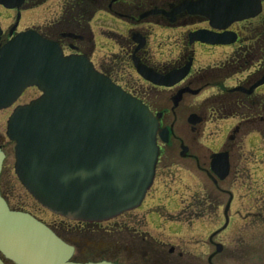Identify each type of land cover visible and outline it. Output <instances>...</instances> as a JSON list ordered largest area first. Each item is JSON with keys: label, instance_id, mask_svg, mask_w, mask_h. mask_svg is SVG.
<instances>
[{"label": "flooded vegetation", "instance_id": "flooded-vegetation-1", "mask_svg": "<svg viewBox=\"0 0 264 264\" xmlns=\"http://www.w3.org/2000/svg\"><path fill=\"white\" fill-rule=\"evenodd\" d=\"M0 1L4 3L0 4V48L19 33L32 31L42 39L57 44L63 55L87 58L99 73L140 100L154 115L161 113L159 124L160 127L168 128V143L172 139L178 141L179 158L193 160L196 169L200 173L204 172L217 191L225 192L218 182L224 181L232 173L231 151L236 145L237 137L244 139L251 132L258 133L262 141L261 160H264V93L258 92L259 86L264 82L247 92L264 75V26L257 37L260 46L254 49L259 53L249 66L246 64L243 68H236L244 61L241 59L244 56L242 53L250 48L234 50L236 46L241 47V44L247 41L246 32L250 21L263 18L264 1L261 2V12L256 17L234 22L225 29H216L206 16L191 12L190 2L199 0H61L59 14L43 22H25L24 15L48 0ZM95 15L99 16L102 24L93 29L91 21ZM107 22L115 25L107 26ZM103 28L110 30L107 32ZM155 28L186 29L180 32L179 43L173 46L171 53L156 55L152 49ZM96 29L100 30V33H96ZM199 31L218 34L230 31L234 32L235 40L230 44L191 40V34ZM98 43L101 44L100 47H97ZM216 50L225 53L217 63L196 65L197 62L214 57ZM197 51H207L210 56L197 55ZM255 62V71L244 77V80L238 81L231 88L224 84L235 74L246 72ZM137 66L158 76L184 67L187 70L180 80L165 87L145 79L138 73ZM210 88H217L218 92L202 98L198 103L199 109L190 112L186 122L191 114L200 119L196 125L222 122L229 118L236 120L235 126L230 130L232 133L227 134L225 141L228 142L225 144L224 141V147L222 145V149L220 147L221 150H217L227 155L228 173L224 179L218 178L211 169V156L217 151L213 152L210 146L204 147L197 143V140L196 148H191L175 134V123L179 116L176 109L183 96H197ZM159 89L170 90L169 95L164 98L165 103H170L169 108L150 107L152 98L149 93ZM180 89L186 91L173 108L171 98ZM194 90L198 92L191 94ZM31 94L32 96L22 100ZM39 94L35 87H28L10 107L0 110V120L4 121V135L12 110ZM168 113L172 120L165 124L164 117ZM190 131L194 132L196 128L190 126ZM181 144L186 148L185 152H182ZM165 145L159 146L153 186L157 177L165 174L163 167L168 165L164 161L169 155ZM11 147L14 163V143L6 135H0V151L4 156L0 183L4 173L9 178L12 173V177L17 180L13 164L11 173L4 171V162ZM194 149L210 151L208 162L199 154H195ZM250 180H232L229 192L222 193L227 196L224 204L222 199H218L222 197L217 193H197L188 199L180 200V208L174 213L164 210L162 203L152 202L156 198L154 193L151 194L154 190L151 187L145 195V198L152 202L151 205L149 203L145 208L140 206V211L137 208L124 211L100 222L72 221L44 209L43 212L47 211L52 216V221L48 223L44 218L31 214L73 247L72 260L77 262L104 260L115 264H264V178L252 180L250 177ZM0 193L8 203L1 187ZM169 197L170 195L166 196V199ZM171 224L176 226L172 227ZM4 264L14 263L4 259Z\"/></svg>", "mask_w": 264, "mask_h": 264}, {"label": "water", "instance_id": "water-1", "mask_svg": "<svg viewBox=\"0 0 264 264\" xmlns=\"http://www.w3.org/2000/svg\"><path fill=\"white\" fill-rule=\"evenodd\" d=\"M261 1L199 0L190 6L210 22L217 20L214 27L225 28L256 16ZM191 40L230 44L235 34L199 31ZM186 70L157 76L137 66L145 79L164 86H172ZM263 82L264 75L247 92ZM30 86L41 94L15 107L6 124V136L15 143L14 172L26 191L44 208L71 220L102 221L138 207L154 178L156 135L168 141V129H159L161 114L154 116L87 58L64 56L57 44L27 31L0 48V109ZM185 91L172 96L173 108ZM187 122L195 125L200 119L191 114ZM2 159L0 152V170ZM211 169L220 179L227 176L226 153L211 156ZM72 254L73 248L47 226L27 212L10 209L0 195L1 257L15 264H115L76 262Z\"/></svg>", "mask_w": 264, "mask_h": 264}, {"label": "rangeland", "instance_id": "rangeland-1", "mask_svg": "<svg viewBox=\"0 0 264 264\" xmlns=\"http://www.w3.org/2000/svg\"><path fill=\"white\" fill-rule=\"evenodd\" d=\"M61 0H48L45 4L41 5L39 8L28 11L25 13L24 18L25 22H33V21H46L55 18L59 14V5ZM264 13V12H263ZM251 23L248 24L246 36V42L241 44V47H235L234 50H245L246 48H250L252 50L258 49V33L261 30V27L264 26V16L262 19L258 21H250ZM102 24L101 19L98 15L94 16V19L91 21V26L93 29L99 27ZM115 23L107 22V26H114ZM190 28V27H189ZM186 28H177L171 30H159L155 28L154 35H153V51L156 55L158 54H165L171 53L173 50V46L176 43H179L180 32L185 30ZM105 31H109L110 29L103 28ZM113 30H116L113 28ZM96 33H100V30L96 29ZM98 39V37H96ZM97 47H100L101 44H97ZM230 52V46H229ZM202 54V56H210L207 51H197V55ZM225 55L222 51H215V56L212 58H208L206 61L197 62L196 65H205L207 63H217L219 59L223 58ZM257 67V63L255 62L252 64L246 72L235 74L233 77L229 79V81L224 82L229 88L233 87L237 84L238 81L244 80V77H247L252 72L255 71ZM135 81V80H134ZM170 91V90H169ZM169 91L166 90H151L149 96L152 98L150 103V107L152 109H162V108H169L170 103H165L164 98L167 97ZM217 88H210L206 89L202 94L197 96L191 95H184L183 100L178 105L176 112L179 115L177 121L175 123V134L179 135L180 138L184 141L186 145L191 146V148H196V140L197 143L202 144L204 147L208 145V147L213 151H217L223 145L224 141L227 138V134H231L230 131L236 124V120L234 119H227L222 122H207L206 124H200L194 126L196 131L191 132L190 126L186 122V117L190 112L196 111L198 108V103L204 97L211 96L214 93H217ZM259 93H264V84L259 86L258 88ZM33 94V93H32ZM24 97L22 100L29 98L30 96ZM165 124L171 122L172 117L168 113L166 117H164ZM229 132L227 133V131ZM4 121L0 120V135L5 136L4 134ZM228 142L225 141V144ZM224 144V145H225ZM223 145V147H224ZM12 146V145H11ZM168 157L164 159L168 163L167 167H163V171L165 174H162L157 177L154 186L153 184L151 187L154 190L151 191V194L154 193V199L152 202H160L163 204V209L169 213H174L180 208V200L188 199L191 195L194 194H203V195H212V194H219L222 198V204L225 203L227 196L223 195L222 193L229 192V186L232 180H250V177L253 179H260L264 178V162L262 159V141L258 133L251 132L249 133L244 139L241 137H237L236 145L231 151V168L232 173L230 176L225 179L224 181H219V187L222 188L224 191H217L211 181L205 176L204 172L200 173L198 169L195 167V163L193 160H184L180 159L178 156L179 145L178 141L175 139L171 140V142L165 145ZM222 149V147H221ZM220 149V150H221ZM195 154H199L202 159L205 158V162H208V156L210 155V151L207 152L197 151L196 149L193 150ZM164 163V162H163ZM13 164V152L12 147L11 151L5 159L4 162V171H9L11 173L10 168ZM165 164V163H164ZM203 164V163H202ZM12 173L10 178L7 176L6 173L2 175V183H0V187L2 192L8 198V203L10 207L19 208L22 207L25 211H29L34 213L42 218L46 222H51V215L49 213L43 212V208H41L40 204L35 202L31 196H29L24 189L20 186L18 180H15L12 177ZM251 181V180H250ZM150 187V189H151ZM170 195L168 200L166 196ZM179 196L183 197L182 199ZM157 197L159 199H157ZM149 198H144L141 203V208H145L149 203ZM138 209V208H137ZM139 210V209H138ZM140 211V210H139ZM172 227H175L176 224H171ZM127 252V251H125ZM128 254V253H127ZM126 254V255H127Z\"/></svg>", "mask_w": 264, "mask_h": 264}, {"label": "trees", "instance_id": "trees-1", "mask_svg": "<svg viewBox=\"0 0 264 264\" xmlns=\"http://www.w3.org/2000/svg\"><path fill=\"white\" fill-rule=\"evenodd\" d=\"M258 53H259L258 51H254V50H251V49L250 50H246L244 53H242L244 56L241 58V59H244V61L241 64H239V65L237 63L234 67H236L238 65L236 68L240 69V68H243L246 64L249 66V64L252 61V59L254 57L257 58V54ZM236 68L234 70H236ZM17 209H22V207H19Z\"/></svg>", "mask_w": 264, "mask_h": 264}]
</instances>
